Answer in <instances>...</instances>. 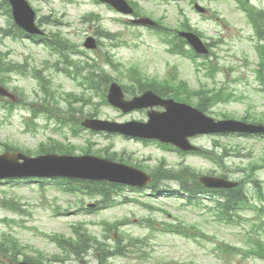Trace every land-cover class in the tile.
I'll return each instance as SVG.
<instances>
[{"label": "rangeland", "instance_id": "374dc122", "mask_svg": "<svg viewBox=\"0 0 264 264\" xmlns=\"http://www.w3.org/2000/svg\"><path fill=\"white\" fill-rule=\"evenodd\" d=\"M132 1L138 3L140 14L159 18L165 24L175 28L179 27L187 16L190 23L202 31L205 39L212 44V53L207 59L218 70L216 77H207L204 73L205 67L196 64L193 59L170 54L166 49L168 45L150 29L124 24V20L127 19L125 16L93 0H30L37 9L39 17L51 15L52 18H60H57L61 23L59 25H43L47 32L59 29L82 49H85L83 43L86 36L95 35L101 44L95 51L87 49L89 55L99 65L103 64L106 56L109 58L112 56L120 62V70L114 72L120 79V84L132 83L128 76L130 66H138L149 77L163 79L171 75V69L176 65L180 78L185 79L192 89L198 90L199 87L204 86L208 91L209 87L214 85H229V90L235 91L236 99L210 106L212 112L210 115L213 117L220 119L233 116L232 118L241 119L248 117V113L254 116L259 115L258 117L264 115V90L259 86L256 78V69L260 67L257 44L261 40L258 39L256 30L235 0H199L201 4L209 8L206 12L208 15L198 13L190 0ZM252 1L257 7L264 9V0ZM88 13L100 14V18L94 17L85 22L82 18ZM10 21L9 15L0 8V27L9 25ZM104 31L118 33L121 40L126 41L127 44L117 46L116 40L97 34ZM0 50L9 52L10 59L24 63L28 71L33 67L40 68L51 78L46 85L50 84L51 88L55 89L56 95L45 96L38 81L30 72L26 75L17 72L7 76V80L12 85L16 84L24 89L25 101L35 103V107L40 109H43L42 105L55 107L56 115L73 117L70 120L71 123L76 118L83 119L89 113L96 114L101 119L116 121L147 120L144 111L124 114L105 104L102 96L91 90L85 92V99L90 98V100H86L89 104L84 107L83 112L76 110L82 106L83 100L73 101L74 107L71 110L67 101L59 97V93L73 92L81 96L83 90L73 79L55 73L52 65L57 57L52 55L43 44L27 39L3 38L0 33ZM201 61L202 59L199 58L198 62ZM106 68L110 69L109 66ZM6 88L13 91L9 85H6ZM102 91H105V87ZM128 96L131 97V95ZM44 97L47 100L44 101ZM192 101L198 102V98L194 97ZM97 102L96 110L93 108V103ZM16 103L17 106L12 114L0 106V153L6 151L5 142H11L23 148L29 147L36 152L38 145L50 138L71 140L79 147L90 146L88 144L90 141L93 143V149L110 147L111 151H117L119 155L133 162L141 161L147 171L165 160L166 165L172 169H181L183 165L188 164L203 174L225 173L229 179H246L257 207L240 212L235 220L229 223L218 219L217 209L209 195H204L202 203L190 206L184 205V200L161 197V195L152 196L146 190L137 193L127 188L119 193L122 194L121 200L125 195L131 199H144L155 207L168 210L169 214L163 210L145 208L134 201L119 202L110 208L86 212L79 210V207L82 204L87 207L90 203H96L98 198L70 194L49 184L42 188L35 183L12 185L2 181L3 183H0V240L6 233L15 235L27 246L26 253L41 258L44 264H100L99 258L104 251H111L103 247L104 245L97 246V243L90 241L88 252L80 257L62 251L46 236L47 233L55 232L71 235L73 225L81 221L83 228L89 229L94 236L105 239L113 246H116L117 239H123L124 253L106 258L104 264H264V259L250 251L257 237L264 241V198L252 188L249 182L251 179L246 177L249 172L247 169L253 161L260 164L264 161V137L202 135L194 138L193 142L203 149L209 150L213 144L217 143L221 145L220 147L226 146L231 150L222 164H213L198 155L181 156L157 143H145L117 133H90L85 130L80 131V134L75 137L68 126L61 128L55 119L47 120V112H41L39 118H36L34 123L38 131L32 132L27 130L26 125L31 117V111L27 110L30 108L29 105L20 103L18 100ZM224 115L226 116L223 117ZM56 126L60 129L57 130ZM76 154H81V148L76 150ZM254 177L260 179L264 187V168L258 169ZM163 186L178 188L175 181L166 182ZM4 199L10 202L16 201L20 207L19 211L13 212L4 208L2 206ZM176 217H180L188 224L198 225L206 236L193 240L164 232L163 223L175 221ZM125 219L130 222L117 229L105 228V221L114 222ZM135 238L143 241H137ZM38 250L45 255L38 256ZM56 254L59 255L57 260L53 257ZM24 259V254L16 253L15 256L11 251L0 252V264H16Z\"/></svg>", "mask_w": 264, "mask_h": 264}, {"label": "water", "instance_id": "95a60500", "mask_svg": "<svg viewBox=\"0 0 264 264\" xmlns=\"http://www.w3.org/2000/svg\"><path fill=\"white\" fill-rule=\"evenodd\" d=\"M10 1L13 4L14 13L18 21L22 20L21 15H23V11H26V13L28 14L30 18L33 16V14H31L30 12L28 5L25 3L24 0H10ZM113 2L114 3L116 2L117 3L116 5H119V6L121 4L119 1L114 0ZM142 21L151 22L150 20H147V19H143ZM190 41L194 45L198 46V48L200 47L199 41L195 39L193 35L190 36ZM114 89H116L117 91L120 90V88H118L117 86H114ZM118 94H119L118 100L114 99L113 96H111V100L116 104L122 105L125 110H131L134 108H141V107L150 106V105L153 106L156 104H163V105H166L167 107V112H165L164 114H159L158 112L156 113L152 112L151 121L149 122V124L134 123L132 126H129L127 124L126 125L124 124L116 125L117 128L123 132L138 134L141 136L155 135V136H160L167 140L174 139L180 144H183L184 147H190L187 144L185 137H186V133L191 132V129H190L191 126H197L201 129H204V131H213V130H241L242 131L244 130V125L240 122L228 120V121H221L218 123H213L212 119H209V118L207 119V117L205 118V116L202 113H200L198 110L191 108L186 104H175L173 100L164 101L160 97L154 96L150 92L139 98H135L131 102H125L123 100V94L121 92H119ZM170 116L174 118L173 122L168 120ZM159 117L163 118L165 122L162 125L158 126L159 128L158 130H154L153 129L154 127L151 125H153L154 121H157ZM88 124L93 127H97V128H108L105 125H109L108 123L98 122V121L88 122ZM102 124H105V125H102ZM168 128H171V130L175 132V136H177L176 138H174V136H171ZM176 128L186 130V133H176ZM7 157L9 156L8 155L0 156V178L7 177V176H13V175H21V174L22 175H46V174L58 173L59 170L68 171L70 166L75 163L80 164L83 161H86V162L98 161V160H94L91 158H75L73 156H57V155H52V156L49 155L47 157H40L37 159L25 157L22 155L11 156L12 158L10 159V161H12L17 166L27 165V163H31V162H37V164H40V165L44 162L50 163V164L51 162H53V165H54L52 168L49 165L45 167L41 166L42 168H39L37 170L35 169L22 170V169H9L8 167H6ZM20 158H23L25 162L24 163L19 162L20 163L19 164L18 160ZM122 172L127 178H130V179L133 178L132 179L133 182H137L134 179V177L138 179L142 178L144 183L148 182L150 179L148 175L136 169H133V168L124 167L122 169ZM201 180L207 186L227 185V183L221 182V180H218L216 178H211V177H203L201 178ZM19 264H28V263L21 262Z\"/></svg>", "mask_w": 264, "mask_h": 264}, {"label": "trees", "instance_id": "16d2710c", "mask_svg": "<svg viewBox=\"0 0 264 264\" xmlns=\"http://www.w3.org/2000/svg\"><path fill=\"white\" fill-rule=\"evenodd\" d=\"M5 3H6V1H5ZM5 60H6L5 56H0V69L2 68L1 69L2 71H4L3 69L5 67L7 69L11 70V71H14L16 69H21V66H19L18 64H13L12 62H5ZM138 81H139L138 82L139 88L143 89L145 87L146 83L142 79H139ZM155 89L157 91L160 90V88H158V87L155 88ZM161 90H163V89H161ZM222 92L218 91V92H215V93H222ZM163 93H165V92H163ZM216 95L217 96H215V98H217L216 99L217 101L219 99L229 100L231 98V96H232L231 94L224 95V96H221V94H216ZM215 98L213 97L214 100H215ZM64 181L66 183H68V184L71 183V182H75V181H72V180H64ZM85 184H88V183H85ZM88 185H90V184H88ZM201 188H203V187L201 186L199 189L196 187L194 191L195 192H199ZM259 188H260V190H259V193H260L262 191V188L261 187H259ZM223 196L225 198H224V201H223L222 205L228 211H233V210L239 211V210H241V209H243V208H245L246 206L249 205V197L246 195V193L244 191V188L242 186H239V187H237L235 189L227 191L226 193L223 194ZM12 243H13V246L16 247V248H18V246L20 244L17 239H13ZM255 248H258L259 252L263 253L264 252V244H263V242L259 241L256 244ZM255 248H253V249H255ZM18 249H20V248H18ZM27 258H29V257H27ZM29 259H34V258L30 257Z\"/></svg>", "mask_w": 264, "mask_h": 264}, {"label": "bare ground", "instance_id": "6f19581e", "mask_svg": "<svg viewBox=\"0 0 264 264\" xmlns=\"http://www.w3.org/2000/svg\"><path fill=\"white\" fill-rule=\"evenodd\" d=\"M45 180H48L49 182H54V180L51 177H48V174H46ZM161 192H162L161 197L171 198L173 196L174 190L171 187H169V188L162 190Z\"/></svg>", "mask_w": 264, "mask_h": 264}]
</instances>
